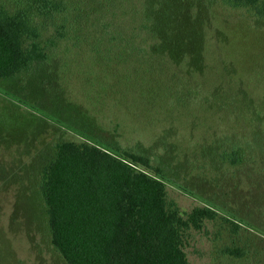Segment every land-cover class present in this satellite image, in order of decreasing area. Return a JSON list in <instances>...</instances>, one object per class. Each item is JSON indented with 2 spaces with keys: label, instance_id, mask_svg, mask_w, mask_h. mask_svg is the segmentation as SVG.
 Segmentation results:
<instances>
[{
  "label": "rangeland",
  "instance_id": "obj_1",
  "mask_svg": "<svg viewBox=\"0 0 264 264\" xmlns=\"http://www.w3.org/2000/svg\"><path fill=\"white\" fill-rule=\"evenodd\" d=\"M145 1L160 12L161 29L165 14L172 19L165 45L175 58L137 67L167 78L174 70L191 88L170 96L166 87L116 81L118 90L104 94L112 80L88 52L0 79V264H67L40 193L42 169L63 139L141 152L182 209L208 205L228 218L191 234L189 264H264V18L222 0H127L126 9ZM231 149L241 151L235 162L223 153Z\"/></svg>",
  "mask_w": 264,
  "mask_h": 264
},
{
  "label": "trees",
  "instance_id": "obj_2",
  "mask_svg": "<svg viewBox=\"0 0 264 264\" xmlns=\"http://www.w3.org/2000/svg\"><path fill=\"white\" fill-rule=\"evenodd\" d=\"M126 1L0 0V79L53 58L61 67L70 62L64 58L81 60L88 52L112 80L104 94L116 86H150L166 87L173 96L190 87L174 70L167 78L156 66L137 67L145 58H175L165 45L172 19L165 14L161 29L157 3L149 11L140 2L129 12ZM222 1L264 18V0ZM54 147L42 169L40 193L51 243L67 264H189L191 234L228 219L208 205L182 209L169 196L161 167L141 152L74 139L58 140ZM223 153L235 162L241 151ZM223 252L242 254L238 247Z\"/></svg>",
  "mask_w": 264,
  "mask_h": 264
}]
</instances>
